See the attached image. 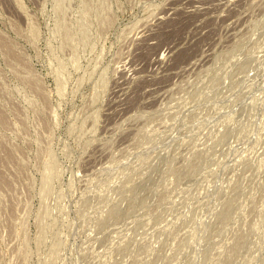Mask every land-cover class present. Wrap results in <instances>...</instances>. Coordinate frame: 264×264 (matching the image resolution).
<instances>
[{"label":"rangeland","instance_id":"1","mask_svg":"<svg viewBox=\"0 0 264 264\" xmlns=\"http://www.w3.org/2000/svg\"><path fill=\"white\" fill-rule=\"evenodd\" d=\"M0 264H264V0H0Z\"/></svg>","mask_w":264,"mask_h":264}]
</instances>
